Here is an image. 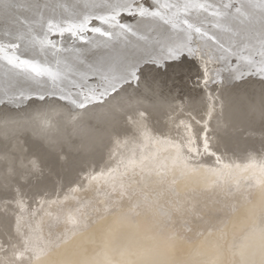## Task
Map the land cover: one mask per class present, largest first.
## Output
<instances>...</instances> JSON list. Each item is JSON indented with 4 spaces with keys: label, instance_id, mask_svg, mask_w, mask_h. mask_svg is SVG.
<instances>
[{
    "label": "bare ground",
    "instance_id": "1",
    "mask_svg": "<svg viewBox=\"0 0 264 264\" xmlns=\"http://www.w3.org/2000/svg\"><path fill=\"white\" fill-rule=\"evenodd\" d=\"M136 1L137 0H0V21L4 18L7 19L9 17H12V21L9 22L11 23V26H4V24L2 23V26L0 25V32L9 37L13 36L14 34H18L16 42H11L9 39L4 38V42H10L11 48L2 49V47H0V84L4 85L0 86V104H2L3 102H7L5 105L3 104L4 107L0 108V125H2L0 126V134L2 133L6 135L14 131H22V129H26L32 132L35 136L41 139L43 138V140L46 139L48 141H57L60 139L61 134H56V136L51 134L50 136L48 135L50 130H53V128H57L59 130L60 127H65L63 126L64 124L62 122V119L64 117H67L66 119H69L68 116H74V118L77 119L90 114L93 108L97 106L98 108H100L102 106V103L100 104L102 99L106 100L105 103L109 104V109L110 107H112V105L118 106L124 100L126 102V106L140 105V107H142V110H144L143 108H154L155 110L156 106L169 107L174 102H176L177 98L175 96L176 94L173 95L171 93L172 88L175 87L174 83L177 82L175 76L174 78L172 77V74L174 75V71H177L180 68L179 65H177L178 62L169 63L167 61L179 58V56H181L184 52L191 56L192 54H195L197 51H199L200 49H197L195 45H192V42H199V47L202 44L205 46L207 45L206 50L208 51V53H206V57L208 56L207 58L209 59V61L212 60L219 64L218 67L220 70L215 72V76L217 77V79L219 77V82L224 87V90H222V93L220 94H224L222 96H224L223 98L225 99L222 98L221 103L223 104V109L226 108L225 111H227V109L229 110L230 108L232 109V111L229 112H233L230 113L233 115L236 114V111H238L239 109H243L246 111V109L251 108L255 110L254 112L262 111L260 106H262V109L264 108V0H153L155 2L153 3L152 1V3L155 4V6L152 7V9L155 8V11L152 10V12L150 9L151 12L149 13L145 10L129 9ZM106 5H108V7H106ZM200 5H203V8H201ZM231 5H234L236 10L230 11L229 8L231 7ZM122 11H125V14L133 11V13H137V17H135L131 22L124 23L129 19H127V15L123 14ZM83 15H90V19L87 20L88 23L92 22L91 18L93 16L100 15V19L104 20V22L100 24V27H97L96 31H94V33L97 32V34L91 32L89 33V36H86L82 35V33H77V31L74 30L76 28H64V32L69 33V36L61 35L59 37L60 41L56 40V38L54 37V39H50V43L49 37L52 36V34L56 33V30L50 29V25L52 24L46 22L48 24L46 30L47 32L42 37L41 28L45 21L57 20L58 22L63 21L64 23L78 21L79 24L81 23L79 20L84 17ZM119 16L120 18H118ZM185 21H187V23H185L187 25L183 24ZM58 22H55V24H58ZM7 26L13 28V31L11 32V29L5 28ZM72 27L76 26L72 25ZM85 29L88 28L85 27ZM92 29L93 28H91V31H93ZM84 30H82L81 32H83ZM38 36L40 37V40L37 42V45L33 47ZM201 36H203L204 40L207 42H201ZM84 40H86V42ZM212 40L215 43H213ZM50 44L53 45L51 46ZM16 46L20 47V49L18 48L17 51ZM257 55L258 57L256 58ZM200 56H203L202 53L200 54ZM236 58H242L243 66L248 69L244 70H247L245 74L244 72L242 73L243 70H238V66L235 70L233 69V59L235 60ZM186 59L187 58H185V60ZM3 61L7 63H2ZM173 66H177L178 68L175 69L173 68ZM163 69L166 75L165 73H163ZM169 73L171 74V78L167 77V74ZM213 76L214 75L207 73L206 78L209 84L213 83ZM74 87L75 91L74 89H71ZM112 91H116L115 96L107 99L109 97L108 93ZM45 93L49 94V96L44 101H38L36 99L29 100L32 99L35 95H40L39 97L44 98L46 96ZM19 95H22L21 99L14 98V96ZM94 95H96V97H94ZM184 95L185 101L189 106H194V104H196V102H198L199 100L197 99L198 96L196 97V94L192 93L190 90L185 92ZM203 96H205V94ZM49 97H51V99ZM58 97H60V99ZM226 100L229 103H227ZM64 101H67L69 107L64 106ZM223 101L225 102V104L223 103ZM97 102L98 105L96 106ZM227 104H230V107ZM9 105L13 107H10ZM86 105H88L89 107L87 106L88 108H85L84 106ZM18 106H21V108H19ZM63 107H65L66 109ZM78 107H84L85 109H77ZM109 109L107 108L106 110ZM215 109H212L211 113ZM199 110L201 112V109ZM145 111H143V113ZM149 112L150 110L147 111V113ZM153 112L154 111H152V114ZM215 112H217V110ZM239 112L240 114H242V111ZM250 112L253 113V111ZM212 114L205 118L206 120H208V123L206 122L207 124L204 126V128L201 129L199 136L196 135L198 131L195 130L196 126L193 121L190 120L191 118H185V121H187L188 124V137L184 139V136L175 138L174 136H171L169 134L162 135L159 132H155L156 129L155 131H153L154 127L151 128L149 125H147L148 123L144 118H138V122L134 123L135 128L131 124L134 129L131 128L132 130H130L129 128H127L128 132H124L127 133V135L124 134V137H122L121 135L122 138L120 139L117 137L115 143L111 144L112 141H108V145L106 144L107 148H111V150L110 154L109 152L107 154L108 157L105 158L107 160L111 158V160L113 159V161H108L109 163L108 165L106 164L107 166H104L105 164H103V166L101 165V169L90 170V168V171L86 170L88 171V173L85 172L86 175L84 174L85 176L83 179H80L74 184L72 183L73 187L67 194L62 196L60 195L61 197L59 198H55L53 196L55 199L50 200L41 199V204L39 203L40 209L39 206L35 205L34 203L36 209L30 210L31 208H28L27 203H25L24 200V202L19 200L20 202L17 207L19 206L18 210L20 211L16 209L17 211L14 213V215L16 214L18 215V217L16 216V221L14 220L13 231L16 234L15 236L19 238L18 242H21L22 244L17 243V248L15 249L14 247L12 248V250L10 249L9 253H6V251H4L5 253L1 254L0 252V264H139V262L144 259L141 256L142 252H145V254L150 253V256H152V264H196L192 261L196 258V256L194 258L192 257L193 259L189 260L182 259L185 255H187L185 253L188 251L189 247H192V243L189 242L190 240H185V238L182 237L178 238L173 234V231H178L176 233H183L184 228L182 227V229L181 225H179V218L187 215L188 210L191 207L196 206L198 202L197 200H199L197 198L198 196H200L201 194H205L209 190H213L216 184H220V182H223L224 185H228L227 183L234 184L235 182H238L237 188L236 186L234 187L238 190L249 186L250 184H248V182L252 179L254 180L253 183L257 188V207H255V205L253 207H250L253 204L250 206H245L247 205L248 201L240 198L241 209L239 210L240 213H238L239 215L237 216L239 222L237 223V225H235V227L233 225L235 234L237 235L233 237V241L231 242L233 245L231 248L233 249L232 255L235 259L234 264H264V158L262 159L260 157L261 160H259L257 159L258 157L256 158L255 156L245 161H235V159L237 158L233 157L234 161H230V157L229 160H227L224 159L225 157L223 158L222 155H218L219 152L212 147L214 141L212 142V140H210V134L206 131V133H204L205 128H207L208 130L210 129L209 131H211V129L214 127V123L212 121L214 117H212ZM154 115L152 116L154 117ZM251 115L253 114H250V116ZM245 116L246 115H244V117ZM159 118L161 119V117ZM256 118L258 119V117ZM235 120L234 123H236V121H239ZM204 121L200 120L201 123ZM74 123H72L71 126H75ZM259 124L261 125V123ZM45 125H48L49 127L44 128ZM162 126L163 124L159 122V124L157 125V129L160 130V127ZM241 126H243V124ZM164 127L165 126H163L162 128L164 129ZM237 127H239V125ZM134 131H136L137 133H135ZM220 131L218 130V132ZM96 132L93 131V133ZM104 132L106 133V129ZM88 136L87 138L85 137L87 140ZM106 137L113 136L108 135ZM15 138L13 137L11 138V140ZM96 138L99 140L98 136H96ZM19 139V141H21V138ZM102 139H104V137ZM261 139L259 140L260 142H262ZM90 140L92 141L91 138L89 139V141ZM256 140L257 139L255 138V141ZM19 141L18 143H20ZM245 141H242L241 143ZM219 142L222 143V141ZM1 144L0 154L4 152L6 153L7 148H4V150L2 151L3 146ZM8 145L9 140L6 146ZM14 145L15 147L17 146L16 143H14L13 146ZM23 146L24 144L21 147ZM97 146H100L102 148L105 146V144L103 142L94 141L92 144L83 146L84 149L82 150L87 154V159L91 158L94 160H98L100 154L98 155L95 152V148ZM85 147H87L86 151ZM18 149L15 151L14 148L15 153L18 151ZM93 151L94 153L92 154ZM153 152L154 154H152ZM201 152H203V154L205 155V160L200 157ZM209 153H213L216 155L215 158L217 160L215 161L214 158L213 163L210 157H206V155ZM61 154H59V157L62 156L63 159L68 158L67 153L61 152ZM7 155L8 153H6V155L2 154V156L5 157H3L4 160H6V157L9 156ZM32 155L29 154V156ZM26 156L27 155H25V157ZM16 157H18V155ZM25 157L23 159L20 158L19 160L24 161V159H27V157ZM31 158L32 157L28 159L32 161ZM1 159L2 158H0V160ZM155 159H159L160 162H155ZM194 159H196V161H194ZM4 160L1 161H3L4 163ZM3 163L2 165H4ZM35 164L36 166L38 165L36 162ZM35 164H33L34 167ZM28 165L31 166V164H27V167ZM22 166L24 169L26 168L24 164ZM134 166H136L137 169L142 170L152 168L155 169L156 167L161 168V171L158 170V173H156L159 175H153L152 178L147 179V182L150 186L157 185L158 183L163 182L167 184V187L168 185L175 187L177 189V199H173L174 201L170 203L172 207L168 205L170 209L164 208L163 205H159L158 203L156 204L154 202L152 203L153 206H151L150 208L152 209V211L141 209L139 212L140 214L137 218H135L136 213H134L133 211L123 210L117 216L114 215V217H111L110 219L108 218L104 221H102L103 219H101V229L99 230V234L89 232L83 235V238L84 240L86 239V241H82L83 243L79 244L81 245L79 249V245L77 246V248H75L74 246L63 248L62 251H60L61 253H59V251L57 252V254L59 253L60 257L55 258L57 259L55 262H51L50 258L52 257L51 254L54 253V249H52V245L47 239L48 237L45 236V231L44 233L41 232L43 225L48 221H50L49 223H51L52 221L55 222V220L59 216L58 212L63 208V206L68 207V200L72 199L74 195H83L84 193L86 194V196H88V194L90 196V190L92 189L93 185L102 181L104 182L106 179L109 180L115 177V174H117V172L122 171L123 173V169L129 171L131 168L133 169ZM5 167L8 168L7 166ZM21 167L17 169L20 170ZM34 167L33 169H30L34 170ZM38 167L40 169V166ZM14 168L15 170H17L15 165ZM22 169L19 173L24 172L22 171ZM39 169L36 168V170ZM154 169L153 171L155 173ZM163 171L166 172L165 177L160 176V172ZM5 172L7 173V171ZM26 172L28 173V171ZM1 173L2 176L0 175V180H4L5 182L6 180L3 176L8 175L4 174L3 172ZM127 174L128 173H126V175ZM16 175L17 174H15V176ZM117 178L119 177L117 176ZM61 182L63 183L62 180ZM10 183H8V186L12 187L13 183ZM16 183L18 185V181ZM1 185L4 186V183ZM113 185L115 186V184ZM251 185H253L252 182ZM5 186H7V184ZM5 188L7 187H4V189ZM13 188L15 189V186ZM13 191L15 190L12 189V192ZM17 191L18 190H16V192ZM27 193L28 192H26L25 195ZM159 194H161V190ZM16 195L21 197L25 196H22V194ZM16 199L18 198L16 197ZM163 199L164 198L162 196L159 197V200ZM7 200L9 199L7 198ZM125 202L126 206L131 203L130 200H126ZM7 204L5 203V205ZM9 206L11 207V205ZM5 207H3L2 209H4ZM29 207H31V205ZM203 207L205 209L201 208V213L202 215H205L204 217L209 220L213 221L217 217V214H219L217 212L218 210H220V207H217L215 205L213 206V204L212 207L210 205H206ZM207 208H209L210 211H208ZM4 210L2 213H4ZM115 212H117V210ZM56 214L57 216L55 217L54 215ZM100 215L103 216L104 214ZM255 216L257 217V219L254 218ZM71 217L72 218H70V220H60L61 223L58 227L60 231L63 230V227L73 229L72 224H68L70 222H76L77 224H79L75 216ZM247 218L249 219V221L245 223V219ZM205 224L206 222H197L195 225L193 224V228L191 227L192 229L189 231L190 234L193 237L195 235H198L199 229L205 228ZM253 224L255 225L254 227ZM4 225H6V222L3 224V226ZM52 227V229L55 228L54 226ZM176 228L179 230H176ZM67 235H65V237ZM60 236L62 235L60 234ZM202 237L204 238L205 236ZM211 237H213V235H211ZM205 240L208 239L205 238ZM214 240L217 241L216 239ZM202 242L200 241V244ZM12 243L13 241L11 242V244ZM13 244L15 245V243ZM9 245L7 246L9 247ZM202 245H204L203 248L207 255H204V258H202L201 261L208 264H214L216 258H220L219 255H221L218 253V244L210 240L205 241V244ZM0 250L2 249L0 248ZM79 250H81V252H77ZM189 250L191 251V249ZM72 252H76L74 256H72ZM57 254H55V256ZM67 254H70V256L67 257ZM197 256H199V254ZM115 260L117 261L114 262ZM197 263L199 262L197 261Z\"/></svg>",
    "mask_w": 264,
    "mask_h": 264
},
{
    "label": "rangeland",
    "instance_id": "2",
    "mask_svg": "<svg viewBox=\"0 0 264 264\" xmlns=\"http://www.w3.org/2000/svg\"><path fill=\"white\" fill-rule=\"evenodd\" d=\"M153 0H137L132 9H138V10H145L146 12H151L152 10L155 11V8L152 9V7L155 6V4H153L155 1ZM152 3V4H151ZM236 4V3H234ZM152 5V6H150ZM151 9V11H150ZM230 11L232 10H236L235 6L234 5H231V7L229 8ZM134 11V10H133ZM133 11L131 12H127L128 14H125L127 15V21H125L124 23H128V22H131L135 17H137V13H133ZM152 11V12H153ZM185 23V22H184ZM187 25V24H185ZM91 28H93L91 31ZM90 27L86 30H84L82 32V35H86V36H89V33H94V31H96V28L99 27V23L98 21H96L95 19H93V21L91 22V25ZM95 28V30H94ZM99 29V28H98ZM97 29V31H98ZM94 34H97V32H95ZM205 35V34H204ZM56 38V40H59L60 38L57 37V36H54ZM53 37V39H54ZM86 42V40H84ZM201 42L205 41L204 40V37L201 36ZM192 42V41H191ZM207 42V41H205ZM213 43H215L213 40H212ZM209 43V42H208ZM192 45H195L197 47V49H200L199 51H197L195 54H192L191 56H189L186 52H184L181 56H179V58L177 59H173V60H169L167 62L171 63V62H178L177 65H179V70L177 71H174V75L172 74V77L174 78L175 76V79L177 80L176 83H174V86L171 90V93L173 95H175L177 98H176V102H174L171 106H156V109L154 110L153 109H147V108H143L144 110H142V107H140V105H130V106H126V102L125 100L122 101L118 106H113L110 107L109 109V104L105 103L106 100L102 99L99 107L98 108V102L96 104L97 107L93 108L92 111L90 112V114L86 115V116H83V117H80V118H77L75 119L74 116H68L69 119H66L67 117H64L62 119V122H63V126L65 127H60L59 130L57 128H53V130H50L49 131V134L51 136L52 135H55L56 134H61L60 136V139L57 140V141H52V140H46L43 138H39L37 136H35L32 132H30L29 130H26V129H22V131L18 130V131H14V132H11L9 134H0V144L3 146L2 148V151L4 150V148H7L6 150V153H8V157H6V160H4V156H2V154H5L6 153H1L0 154V158H2L1 160H4L5 162L3 163V161L0 160L1 164H0V171L3 172L4 174H7L8 176H3L5 177V181H1L0 183V248L2 250H0L1 254L5 253L4 251H6V253H9L10 252V249L12 250V248L15 247V249L17 248L16 245L17 243L18 244H22L21 242L19 243L18 240L19 238H17L13 231V226H14V220L16 218V216L18 217V215H14V213L19 209V206L17 207V205H19V202L22 201L25 203H27V206L30 210L32 209H36L35 205H38L39 206V209H40V205L39 203L41 204V199H46V200H50V199H55V198H59L61 197L62 195H65L67 194L69 191H71L72 187H73V184L77 181H79L80 179H83L84 176L86 175V173H88V171L86 170H95V169H101L103 164H105L104 166H107L109 162L113 161V159L111 160V158H109L108 160L106 159L108 156V152L110 154V150L111 148H107V145L109 142L112 143H115V140L116 138L118 137L119 139L124 137L127 133H124V132H128L127 128H129L130 130L134 129L135 126H134V123H137L138 121V118H144L145 121H147V125H149L151 128H153V131H156L155 132H159L160 134L162 135H171V136H174L175 138H178V137H181V136H184V138H187L188 136V124H187V121H185L186 119H190L193 121V123L195 124L196 128L195 130H197V136L200 135V131L202 128H204V126L208 123V120H206L205 118H207L209 115H211L212 113V117H214L212 119L213 121V128L211 129V131H209L207 128H205L204 130V133L208 132L210 134V140H212V142L214 144H212V147L218 151V155H222V157L224 159H227L229 160V157H230V161H234V158H237L235 159V161H245L247 159H250L252 157H255L259 160H261V158L263 159L264 158V108L262 109V106L261 107V110L263 111H259V112H254L255 110L254 109H246V112L245 110H238L236 111V114H230V113H233V112H229V111H232V109H230V104H227L226 106L229 108V110L226 108L223 109V104L221 103L222 101V98L224 96V94H220L222 93L221 91L224 90V87L221 85V83L219 82V77L217 79V77L215 76V72L220 70L219 67H218V63L215 62V61H212L206 57V53H208V51L206 50V46L205 45H201L199 47V42H192ZM204 48H203V47ZM202 53L203 56H200V54ZM258 57V55L256 56V58ZM185 58H187L185 60ZM255 58V59H256ZM201 61V63H200ZM204 61V62H203ZM234 61V62H233ZM233 69L235 70L236 67L238 66L239 67V71L243 70L242 73L244 72H247V68L243 66L242 64V58H239V59H233ZM180 62V64H179ZM206 65H205V64ZM173 65V64H171ZM173 68L177 69L178 67L177 66H173ZM207 69V70H206ZM245 69H247L246 71H244ZM210 70V71H209ZM163 73H165L164 69L162 70ZM205 71V73H204ZM207 73L208 74H212L214 75L212 77L213 79V83L212 84H209L207 82ZM166 75V73H165ZM167 77L171 78V74H167ZM187 77V78H186ZM172 78V79H173ZM189 79V80H188ZM216 80V81H215ZM180 85V86H179ZM178 86V87H177ZM180 88V89H179ZM206 88V89H205ZM71 89H75L74 88H71ZM70 89V90H71ZM184 89V90H183ZM182 90V91H181ZM191 91L192 93L196 94V97L198 100V102H196V104H194V106H189L186 101H185V92L187 91ZM209 90V91H208ZM174 91V92H173ZM116 91H112V92H109V98H112L113 96H115V93ZM179 95H178V93ZM182 92V93H181ZM205 96H203L204 94ZM211 93V94H210ZM219 94V95H218ZM207 95V96H206ZM216 95V96H215ZM48 96V95H47ZM174 96V97H175ZM202 96V97H201ZM219 96H222V97H219ZM94 97H96V95H94ZM200 97V98H199ZM209 97V98H208ZM217 100H216V98ZM51 99V97H49ZM56 98V97H55ZM59 98V97H58ZM204 98V99H203ZM206 98V99H205ZM211 98V99H210ZM219 98V99H218ZM33 99H36L38 101H44L47 99V97H44V98H41V99H38V98H35L33 97L32 99H29V100H33ZM57 99V98H56ZM60 99V98H59ZM210 99V100H208ZM225 99V98H223ZM214 102H213V101ZM49 101V99H48ZM204 101V102H202ZM66 102V103H65ZM208 106H207V104ZM209 102V103H208ZM216 102V103H215ZM227 102V100H226ZM64 106L65 107H69V104H67V101H64ZM180 103V104H179ZM201 103V104H200ZM220 103V104H219ZM223 103L225 104V102L223 101ZM229 103V102H227ZM125 104V105H124ZM179 104V105H178ZM182 104V106H181ZM200 104V105H198ZM204 104V105H203ZM213 104V106H212ZM219 104V105H218ZM222 104V105H221ZM5 105V104H4ZM3 104H0V108L1 107H4ZM8 105V104H7ZM206 105V106H205ZM10 106V105H9ZM88 105L84 106L85 108H88L87 107ZM106 106V107H105ZM185 106V107H183ZM188 106V107H187ZM222 106V107H221ZM225 106V105H224ZM242 106V105H241ZM10 107H13V106H10ZM16 107V106H15ZM19 108H21V106H18ZM24 107V106H23ZM63 107V108H65ZM83 107V108H84ZM119 107V108H118ZM168 107V108H167ZM171 107V108H170ZM173 107V108H172ZM214 107V108H212ZM221 107V108H220ZM82 108V109H83ZM84 108V109H85ZM108 108L109 110H106ZM166 108V109H165ZM187 108V109H185ZM190 108V109H189ZM204 108V109H202ZM207 108V109H206ZM216 108V109H215ZM66 109V108H65ZM96 111H95V110ZM139 109V110H138ZM177 109V110H176ZM201 109V112L200 110ZM212 109H215L212 113ZM112 110V111H111ZM150 110L149 113H147V111ZM153 114H152V111ZM168 110V111H167ZM187 110V111H186ZM207 110V111H206ZM217 110V112H215ZM222 110V112H221ZM139 111V112H138ZM143 111H145L143 113ZM166 111V112H165ZM196 111V112H195ZM205 111V112H204ZM239 111H242L240 114ZM250 111H253L250 112ZM137 112V113H136ZM141 112V113H140ZM156 112V114H155ZM216 114H215V113ZM219 112V113H218ZM225 112V113H223ZM229 112V113H228ZM261 112V113H260ZM94 113V114H93ZM97 113V114H96ZM135 113V114H134ZM159 113V114H158ZM168 113V114H167ZM194 113V114H193ZM205 113V114H204ZM246 113V114H245ZM249 115H248V114ZM256 113V114H255ZM258 113V114H257ZM71 114V113H70ZM147 114V115H146ZM155 114V115H154ZM250 114H253L250 116ZM154 115V117L152 116ZM200 115V116H199ZM224 115V116H222ZM230 115V116H229ZM237 115V116H235ZM241 115V116H240ZM244 115H246V119L244 117ZM66 116V115H65ZM161 117L160 121L157 117ZM169 116V117H168ZM217 116V117H216ZM226 116V117H225ZM236 118H235V117ZM135 117V118H134ZM137 117V118H136ZM156 117V118H155ZM179 117V118H177ZM202 119H201V118ZM228 117V118H227ZM251 117V119H250ZM255 117V118H253ZM258 117V119L256 118ZM261 117V118H260ZM95 118V119H94ZM132 118V119H131ZM186 118V119H185ZM193 118V119H192ZM233 118V119H231ZM236 120H239V121H236ZM243 118V119H242ZM79 119V120H78ZM125 119V120H124ZM131 119V120H130ZM136 119V121H135ZM171 119V120H170ZM175 119V120H174ZM217 119V120H215ZM221 119V121H220ZM223 119V120H222ZM254 119V120H252ZM201 121H204V122H200ZM226 120V121H225ZM234 120L236 121V123H234ZM242 122H241V121ZM250 120V121H249ZM163 121V122H162ZM168 121V122H167ZM172 121V122H171ZM199 121V122H198ZM215 121V122H214ZM218 121V122H217ZM225 121V122H224ZM250 123H249V122ZM76 124H75V123ZM78 122V123H77ZM130 122V123H129ZM159 122L161 124H163L164 129L162 127H160V130L157 129V125L159 124ZM207 122V123H206ZM224 122V123H223ZM239 122V124H238ZM72 123H74L75 126H71ZM167 123V124H166ZM173 123V124H171ZM218 123V124H217ZM231 123V124H230ZM244 123H247V124H244ZM261 123V125L259 124ZM62 124V123H61ZM134 128H133V126ZM198 124V125H197ZM217 124V125H215ZM223 124V125H222ZM243 124V126H241ZM258 124V125H257ZM146 125V126H147ZM190 125V124H189ZM231 125V126H230ZM233 125H234V128H233ZM239 125V127H237ZM246 125V126H245ZM249 125V126H248ZM253 125V126H252ZM2 126V125H0ZM132 126V127H131ZM171 126V127H170ZM201 126V127H200ZM217 126V127H216ZM221 131H220V129ZM49 126L48 125H45L44 128H48ZM237 127V128H236ZM256 129H255V128ZM261 127V128H260ZM119 128V129H118ZM122 128V129H121ZM125 128V129H123ZM132 128V129H131ZM162 128V129H161ZM224 128V130H223ZM246 128V129H245ZM56 129V130H55ZM71 129V130H70ZM99 129V130H97ZM106 129V133L104 132ZM111 129V130H110ZM215 129V130H214ZM231 131H230V130ZM235 129V130H234ZM254 129V130H253ZM261 129V130H260ZM24 130V131H23ZM108 130V131H107ZM214 130V131H213ZM217 130V131H216ZM218 130L220 132H218ZM227 130V132H226ZM256 130V131H255ZM56 131V132H55ZM96 132V133H93ZM100 131V132H99ZM186 131V132H185ZM206 131V132H205ZM223 131V132H222ZM234 131V132H233ZM250 131V132H249ZM258 131V133H257ZM261 131V132H260ZM110 132V133H109ZM135 133H137L136 131H134ZM173 132V133H172ZM222 132V133H221ZM48 133V132H47ZM69 133V134H68ZM112 133V134H111ZM113 133H116V134H113ZM118 133V134H117ZM175 133V134H174ZM199 133V134H198ZM227 133V134H225ZM231 133V134H230ZM232 133H236V134H232ZM31 136H29V135ZM90 134V135H89ZM99 134V135H98ZM173 134V135H172ZM224 134V135H223ZM229 134V135H228ZM26 135V136H25ZM88 136V140L86 139L87 136ZM103 135V136H102ZM110 136L112 135L113 137H106V136ZM115 135V136H114ZM117 135V136H116ZM122 135V137H121ZM220 135V136H219ZM232 135V136H231ZM234 135V136H233ZM29 136V137H27ZM72 136V137H71ZM94 136V137H93ZM96 136H98L99 140L96 138ZM101 136V137H100ZM177 136V137H176ZM214 136V137H213ZM242 136V137H241ZM15 138L13 140H11V138ZM18 137V138H17ZM23 137V138H22ZM86 137V138H85ZM94 139H93V138ZM104 137V139H102ZM21 138V141H19ZM25 138V139H24ZM29 138V139H28ZM81 138V139H80ZM85 140H84V139ZM92 139V141L89 139ZM219 138V139H218ZM223 138V139H222ZM241 138V139H240ZM249 138V139H248ZM255 138L257 139L255 141ZM263 138V139H261ZM2 139V140H1ZM18 139V140H17ZM23 139V140H22ZM34 139V140H33ZM41 139V140H40ZM73 139V140H72ZM110 139V140H109ZM112 139V140H111ZM114 139V140H113ZM215 139V140H214ZM228 139V140H226ZM261 139L262 142H260L259 140ZM8 140H9V145H7L8 143ZM31 140V141H29ZM33 140V142H32ZM40 143H39V141ZM87 140V141H86ZM233 140V141H232ZM246 140V141H245ZM7 141V142H6ZM15 141V142H14ZM18 141L21 143H18ZM24 143H23V142ZM28 141V142H27ZM81 141V142H79ZM84 141V142H83ZM103 142L105 144L104 147H100V146H97L95 148V152L99 155V158L98 160H94V159H91V158H88L87 159V154L82 150L84 149L83 146H87L88 144H92L93 142ZM106 141V143H105ZM109 141V142H108ZM219 141H222V143H220ZM226 143H225V142ZM242 141H245L243 143H241ZM251 141V142H250ZM49 142H52V143H49ZM75 142V143H74ZM78 144H77V143ZM229 142V143H228ZM247 142V143H246ZM12 145H11V144ZM16 143L17 146L15 147V145L13 146V144ZM35 143V144H34ZM38 143V144H37ZM83 145H82V144ZM85 143V144H84ZM87 143V145H86ZM249 143V144H248ZM262 143V145H261ZM24 144L23 147H21L22 145ZM26 144H27V148H26ZM29 144V145H28ZM32 144V145H31ZM81 144V145H79ZM107 144V145H106ZM218 144V145H216ZM224 144V145H223ZM247 144V145H246ZM12 147H11V146ZM35 145V146H34ZM45 145V147H44ZM76 145V146H75ZM222 145V147H221ZM229 145V146H228ZM243 145V146H241ZM246 145V146H245ZM20 146V147H19ZM219 146V148H218ZM226 146V147H225ZM232 146V147H231ZM240 148H239V147ZM262 146V147H261ZM10 147V148H9ZM15 148V151L20 148V151L18 149V151L15 153L14 151V148ZM44 147V148H43ZM79 149H78V148ZM100 147V149H99ZM235 147V148H234ZM13 148V149H11ZM39 150H38V149ZM104 148V149H103ZM226 149V152H225V149ZM244 148V149H243ZM263 148V149H262ZM25 149V151H24ZM37 149V150H36ZM41 149V150H40ZM87 147H85V151H86ZM231 149V150H230ZM11 150V151H10ZM31 150V152H30ZM33 150V151H32ZM35 150V151H34ZM8 151V152H7ZM81 151V152H80ZM89 151V150H88ZM250 151V152H249ZM257 151V152H256ZM14 152V153H13ZM22 152H23V155H22ZM33 152V153H32ZM35 152V153H34ZM39 152V153H38ZM61 152L63 153H67L68 155V158L66 156L67 159H63L62 156L59 157V154H61ZM84 152V153H83ZM104 152V153H103ZM237 152V154H236ZM247 152V153H246ZM254 152V153H253ZM14 156H13V154ZM19 153V154H18ZM26 153V154H25ZM71 153V154H70ZM94 153V151L92 152V154ZM253 153V154H252ZM32 155V156H29ZM40 154V155H39ZM44 154V155H43ZM154 154V152L152 153ZM226 154V155H225ZM18 155V157H16ZM20 155V156H19ZM25 155H27V159H24V161L22 160H19L20 158L23 159L25 157ZM38 155V156H36ZM62 155V154H61ZM91 155V154H90ZM203 152L200 153V157H202L203 160H205V155L203 156ZM242 155V156H241ZM23 156V157H22ZM33 156H34V159H33ZM72 156V157H71ZM214 156V157H213ZM215 154H207L206 157H210L211 158V161L213 163L214 161V158H215ZM238 156V157H237ZM4 157V158H3ZM14 157V158H13ZM16 157V158H15ZM25 157V158H26ZM32 157V161L28 158ZM38 157V158H37ZM106 157V158H105ZM218 157V156H217ZM227 157V158H226ZM232 157V158H231ZM234 157V158H233ZM247 157V158H246ZM261 157V158H260ZM9 158V159H8ZM13 158V160H12ZM113 158V157H112ZM182 158V156H181ZM17 159V160H15ZM100 159V160H99ZM240 159V160H239ZM9 162H8V161ZM12 160V161H11ZM16 162H15V161ZM29 160V161H28ZM106 160V161H105ZM217 159L215 158V161ZM14 161V162H13ZM26 161V162H25ZM44 161V162H43ZM67 161V162H66ZM109 161V162H108ZM155 162L159 163L160 160L159 159H155L154 160ZM159 161V162H158ZM194 161H196V159H194ZM18 162H19V165H18ZM24 162V163H22ZM35 162L38 164L36 166ZM39 162V163H38ZM92 162V163H91ZM142 162V161H140ZM2 163L4 165H2ZM11 163V165H10ZM15 163V164H14ZM21 163V164H20ZM7 164V165H6ZM9 164V165H8ZM12 164H13V167H12ZM26 166L25 170L23 168V165ZM27 164H31L28 165L27 167ZM33 164H35V167L33 166ZM40 164V165H39ZM42 164V165H41ZM66 164V165H65ZM107 164V165H106ZM120 164V163H119ZM14 165L16 166V169L21 167L22 171L24 172H21V173H24V174H21L19 173L21 171L20 170H15L14 168ZM69 165V166H68ZM94 165V166H92ZM99 165H100V168H99ZM102 165V166H101ZM5 166H7L9 169L11 167V169L9 170L8 168H6ZM35 168L34 170L39 169L38 166H40V171L39 170H31L30 168L33 169V167ZM2 167V168H1ZM69 167V168H68ZM87 167V168H86ZM94 167V168H93ZM6 168V170H5ZM14 168V169H13ZM154 168L152 169H145V170H142V169H137L136 166H134V168L130 169L129 171L126 170V169H123V173L122 171L121 172H117V174H115L116 176L111 178V179H106L104 182H99V183H96L95 185L92 186V189L90 190L91 192V195L89 196H86V194L83 193V195H74L72 199L68 200V207H64L58 212L59 216L57 217V219L54 221H52V225L51 223H49L50 221L46 222L43 227H42V230L41 232L44 233L45 231V236L48 237L47 239L49 240L50 245L52 247V249H54V257H53V254H51V262H55L57 259L55 258H59V253H61L60 251H62L63 248H66V247H72L74 246L75 248H77V246L81 243H83L84 241H86V239L84 240L83 238V235L87 234V233H96V234H99V230L101 229L100 228V220L103 219L102 221L106 220V219H110L111 217H114V215H118L120 212H122L123 210L126 211V210H130V211H133L135 214V218L138 217V215L140 214V210L141 209H144L146 211H152L151 206L152 203H158L159 205H163L164 208H168L170 209V207L168 205H170V203H172L174 200L173 199H177V189L171 185H168V187L166 186L167 184L161 182V183H158L157 185H148V182H147V179L148 178H152L153 175L154 176H157L159 174H156L158 173V170L161 171V168L159 167H156L154 170H155V173L153 171ZM29 170H30V174H29ZM44 170V171H43ZM89 170V171H90ZM7 171V173L5 172ZM17 171V172H15ZM28 171V173L26 172ZM39 171V172H38ZM62 171V172H61ZM142 171V173H141ZM0 172V175L2 174ZM9 172V173H8ZM26 172V174H25ZM32 172V173H31ZM45 172V173H44ZM55 172V173H54ZM148 174H147V173ZM17 174L15 176V174ZM42 173V174H40ZM120 173V174H119ZM126 173H128L126 175ZM154 173V174H153ZM165 171L163 172H160V176L161 177H165ZM20 174V175H19ZM29 174V175H28ZM36 174V176H35ZM39 174V176H38ZM62 174V175H61ZM83 174V175H82ZM85 174V175H84ZM123 174V175H122ZM125 174V175H124ZM134 174V175H133ZM142 174V175H140ZM144 174V175H143ZM148 176H147V175ZM22 175V176H21ZM25 175V176H24ZM27 175V176H26ZM32 175V176H31ZM65 175V176H64ZM151 175V176H149ZM2 176V175H1ZM15 176L17 181H18V185H17V181L15 179ZM34 176V177H33ZM117 176L119 178H117ZM125 176V177H124ZM137 176V178H136ZM145 176V177H144ZM158 176V177H160ZM27 177V178H26ZM29 177V178H28ZM33 177V178H32ZM39 177V178H38ZM47 177V178H46ZM57 177V179H56ZM144 177V178H143ZM13 178V179H12ZM22 178V179H21ZM36 178V179H35ZM79 178V179H78ZM121 178V179H120ZM10 179V180H9ZM114 179V180H113ZM116 179V180H115ZM127 179V180H126ZM12 180V181H11ZM15 180V182H14ZM27 180V181H26ZM61 180L63 181V183L61 182ZM139 180V182H138ZM26 181V182H25ZM107 181V182H106ZM137 181V182H136ZM4 183V186L1 185ZM13 183L12 184V187L11 186H8V183ZM22 182V183H21ZM24 182V183H23ZM36 182V183H35ZM117 184H116V183ZM145 182V183H144ZM251 182L253 185H251ZM254 180H250L248 182V184H250L249 186H246L242 189H235L234 187L238 186V182L236 183H227L228 185H224V183L220 182V184H216L215 188L213 190H209L207 191L205 194H201L200 196H198L197 198L199 200H197V204L196 206H193L191 207L189 210H188V214L185 215L184 217L182 216L181 218H179L180 220L178 221L179 225H181V228L183 229V233H176L178 231H173L174 235L178 238H185V240H190L189 242L192 243V247L188 248V251L185 253L188 255H185L182 259L186 260V259H193L195 256L196 258L194 260H192L193 262H195L196 264H205L206 262H202V258H204V255L206 256L207 254L205 253L204 251V248L202 244H205V241H214V243L216 242L218 244V249H219V255L220 258H216L215 260V263L214 264H234L235 263V259L232 255V241H233V237L237 234H235V230H234V227L235 225H237V223L239 222V219H238V213H240V209H241V200L240 198H242L243 200L245 201H248L247 202V205L245 206H250V207H253L255 205V207H257V198H258V195H257V188L256 186L254 185ZM10 183V184H11ZM16 183V184H15ZM33 183V184H32ZM59 183V185H58ZM73 183V184H72ZM109 183V184H108ZM127 183V184H126ZM142 183V184H141ZM7 184V186H5ZM9 184V185H10ZM22 184V185H21ZM58 186H57V185ZM71 184V185H70ZM104 184V185H103ZM108 184V185H107ZM115 184V186L113 185ZM134 184V186H133ZM63 185V186H62ZM99 185V186H98ZM116 185H119V186H116ZM126 185V186H125ZM230 185V186H229ZM3 186V187H2ZM15 186V189L13 188ZM19 186V187H18ZM38 186V187H37ZM56 186V187H55ZM106 186V187H105ZM145 186V187H144ZM155 186V187H153ZM4 187H7L4 189ZM18 187V188H16ZM20 187H21V190H20ZM24 187H25V190H24ZM59 187V188H58ZM61 187V188H60ZM98 187V188H97ZM116 189H115V188ZM249 187V188H248ZM252 187V188H251ZM3 188V189H2ZM58 188V189H57ZM67 188V189H66ZM109 188V189H108ZM160 188V189H159ZM168 188V189H167ZM232 188V189H231ZM9 189V190H7ZM12 189L15 190L12 192ZM60 189V190H59ZM64 189V190H63ZM234 189V190H233ZM7 190V191H6ZM16 190H18L16 192ZM23 190V191H22ZM67 190V191H66ZM153 190V191H152ZM161 190V194H159ZM173 190V191H172ZM215 190V191H214ZM231 190V191H229ZM4 191V192H2ZM21 191V193H20ZM28 192L26 195L25 193ZM103 191V192H102ZM135 191V192H134ZM142 191V192H141ZM233 191V192H232ZM235 191V192H234ZM7 192V193H6ZM60 192V193H59ZM9 193V194H8ZM63 193V194H62ZM93 193V194H92ZM166 193V194H165ZM216 193V194H215ZM223 193V194H222ZM5 194V195H4ZM16 194H19L24 197H21V196H17ZM50 194V195H49ZM58 196H56V195ZM96 196H95V195ZM100 194V195H99ZM164 194V195H163ZM12 195V196H11ZM14 195V196H13ZM31 195V196H30ZM40 195V196H39ZM44 195V196H43ZM61 195V196H60ZM99 195V196H97ZM198 195V194H197ZM4 196V198H3ZM55 198H54V197ZM104 196V197H103ZM106 196V197H105ZM143 196V197H142ZM163 197L164 199L163 200H159V197ZM206 196V197H205ZM9 200H7V198ZM15 197V198H14ZM16 197L18 199H16ZM28 197H29V200H28ZM51 197V198H50ZM79 197V198H78ZM84 197V198H83ZM88 197V198H87ZM150 197V198H149ZM20 198H23V199H20ZM82 198V199H81ZM119 198V199H118ZM2 199V200H1ZM5 199V200H4ZM28 201H27V200ZM32 199V200H31ZM37 199V200H36ZM101 199V201H100ZM148 199V200H147ZM16 200V201H15ZM20 200V201H19ZM24 200V201H23ZM36 200V201H35ZM75 200V201H74ZM98 200V202H97ZM126 200H130V204L128 206H126ZM205 200V201H204ZM13 203H12V202ZM34 201V202H32ZM74 201V202H72ZM92 201V202H91ZM96 201V202H95ZM116 201V202H115ZM11 202V203H10ZM72 205H71V203ZM81 202V203H80ZM101 202H104V203H101ZM5 203L7 205H5ZM35 203V205H34ZM70 203V204H69ZM77 203V204H76ZM139 203V204H138ZM29 204V205H28ZM82 204V206H81ZM96 204V205H95ZM105 206H104V205ZM212 204L213 206H217V207H220V210H218L217 213V217L212 221V220H209L207 219L206 217H204L205 215H202L201 213V208L205 209L203 206H206V205H210L212 207ZM219 204V205H217ZM11 205V207L9 206ZM13 205V206H12ZM16 205V206H14ZM31 205V207H29ZM75 205V206H74ZM80 205V206H79ZM139 205V206H138ZM150 205V206H149ZM7 206V207H5ZM95 206V207H94ZM97 206V207H96ZM117 206V207H116ZM123 206V207H122ZM133 206V207H132ZM172 207V205H170ZM3 207H5L4 209H2ZM34 207V208H33ZM89 207V208H88ZM112 207V209H111ZM154 207H157V206H154ZM10 208V209H9ZM26 208V209H28ZM17 209V210H16ZM74 209V210H73ZM119 209V210H118ZM232 209V210H231ZM4 210V213H2ZM14 212H13V211ZM117 210V212H115ZM208 211L209 208H207ZM20 211V210H18ZM34 211V210H33ZM90 211V212H89ZM92 211V212H91ZM195 211V212H193ZM234 215H233V213ZM40 212H45V211H40ZM89 212V213H88ZM168 212V211H167ZM9 213V214H8ZM104 214L103 216H101L100 214ZM138 213V214H137ZM225 213V214H224ZM7 214V215H6ZM74 214V215H72ZM69 215V216H68ZM202 215V216H201ZM231 215V216H230ZM55 217L57 216L54 215ZM67 216V217H66ZM71 216H75L77 221L79 222V224H77L76 222H73L71 223H68V224H72V227L73 229H70V228H67V227H63V230H59V226H60V223L61 221L60 220H70V218H72ZM84 216V217H83ZM226 216V217H225ZM230 216V217H229ZM7 217V218H6ZM69 217V218H68ZM223 217V218H222ZM3 218V219H1ZM5 218V219H4ZM10 218V220H9ZM85 218V219H84ZM206 218V219H204ZM231 218V220H230ZM254 218L257 219V217L255 216ZM196 219V220H195ZM248 219V218H247ZM245 219V223H247L249 221V219L247 220ZM62 220V221H63ZM86 220V221H85ZM183 220V222H182ZM194 222H193V221ZM4 221V222H3ZM8 221V222H7ZM16 221V220H15ZM6 222V225L3 226V224ZM85 222V223H84ZM197 222H206L205 224V228H201L199 229V234L198 235H195L194 237L190 234V230L193 228V226L197 223ZM231 222V223H230ZM3 223V224H2ZM11 223V224H8ZM56 225H55V224ZM162 223H165V222H162ZM13 224V225H12ZM16 224V222H15ZM194 224V225H193ZM216 224V225H215ZM11 225V226H10ZM74 225V226H73ZM83 225V226H82ZM224 225V226H223ZM234 225V227H233ZM9 226V227H8ZM45 226V227H44ZM47 226V227H46ZM54 226L55 228L52 229ZM226 226V227H225ZM255 225L253 224V227ZM75 227V228H74ZM80 227V228H79ZM86 227V229H85ZM192 227V228H191ZM223 229H221V228ZM8 228V229H7ZM49 228V229H48ZM56 229V230H55ZM84 229V230H83ZM189 229V230H188ZM49 230H52V231H49ZM54 230V231H53ZM76 230V231H75ZM176 230H179L176 228ZM206 230V231H205ZM208 230V231H207ZM213 230V231H212ZM221 230V231H220ZM7 231V232H6ZM79 231V232H78ZM51 232V233H50ZM53 232V233H52ZM58 232V233H57ZM72 232V233H71ZM82 232V233H81ZM189 232V233H188ZM202 232V233H201ZM219 232V233H218ZM223 232V233H221ZM228 232V233H227ZM47 233V234H46ZM81 233V234H80ZM204 233V234H203ZM206 233V234H205ZM10 234V235H9ZM60 234L62 236H60ZM68 234V235H67ZM189 234V235H188ZM209 234V235H208ZM216 236H215V235ZM221 234V235H219ZM54 235V236H53ZM65 235H67L65 237ZM71 235V236H70ZM78 235V236H77ZM211 235H213V237H211ZM52 236V237H51ZM60 236V237H59ZM81 236V237H80ZM189 236V238H188ZM193 238H192V237ZM199 238L197 239L196 238ZM202 236H205L204 238ZM210 236V237H209ZM9 237V238H8ZM217 237V238H216ZM16 238V239H15ZM53 238V240H52ZM60 238V239H59ZM77 238V239H76ZM191 238V239H190ZM202 238V239H201ZM208 239V240H205ZM5 239V240H4ZM8 239V240H7ZM10 239V240H9ZM57 239V240H56ZM82 239V240H81ZM210 239V240H209ZM214 239H216L217 241H215ZM17 240V241H16ZM75 240V241H73ZM194 240V241H193ZM205 240V241H204ZM6 241V242H5ZM13 241V243H15V245L13 246L11 244V242ZM83 241V242H82ZM200 241L202 242L200 244ZM219 241V242H218ZM76 242V244H75ZM3 243V244H2ZM5 243H6V247H5ZM69 243V245H68ZM74 243V244H72ZM2 244V246H1ZM11 244V245H9ZM94 244V243H93ZM97 244V242H96ZM200 244V245H199ZM227 244V245H226ZM9 245V247L7 246ZM57 245V246H56ZM12 246V247H11ZM18 246V245H17ZM59 246V247H58ZM81 245H79L78 249L80 248ZM194 246V247H193ZM57 247V248H56ZM4 249V250H3ZM191 249V251L189 250ZM202 249V250H201ZM217 249V250H218ZM59 251V253L57 254V252ZM201 251V252H200ZM77 252H81V250L77 251ZM189 252V253H188ZM76 252H72V256L75 255ZM263 253H264V250H263ZM0 254V255H1ZM55 254H57L55 256ZM199 254V256H197ZM225 254V255H224ZM229 254V255H228ZM224 255V256H223ZM70 256V254H67V257ZM142 259L139 264H152V256H150V253L149 254H145V252H142L141 254ZM230 256V257H229ZM193 257V258H192ZM226 257V258H225ZM54 259V260H53ZM225 259V260H224ZM117 260H115L114 262H116ZM197 261L199 263H197ZM208 264V263H206Z\"/></svg>",
    "mask_w": 264,
    "mask_h": 264
},
{
    "label": "water",
    "instance_id": "3",
    "mask_svg": "<svg viewBox=\"0 0 264 264\" xmlns=\"http://www.w3.org/2000/svg\"><path fill=\"white\" fill-rule=\"evenodd\" d=\"M15 5V4H14ZM134 5V4H133ZM106 7H108V5H106ZM133 7V6H132ZM132 7L131 8H129V9H131L132 10ZM122 13L123 14H125V11H122ZM84 17L83 18H81L79 21L81 22V23H79V24H81V25H79L78 24V21H76V22H71V23H64L63 21H61V22H58L57 20H54V21H51V20H47V21H45L44 22V24L42 25V37H43V35L47 32L46 30H47V26H48V24L46 23V22H49L50 24H52V25H50L51 27H50V29H55L56 30V33H54V34H52V36H50L49 37V42H50V39H53V37L54 36H58V37H60L61 35H68L69 36V33H67V32H64L65 31V29L64 28H71V29H74V28H76V29H74V30H76L77 31V33H82L81 31L82 30H84L85 29V27L86 28H89L90 27V25H91V22L90 23H88V19H90L89 18V16L90 15H83ZM114 16H116V15H114ZM121 16V15H120ZM120 16L118 17V18H120ZM73 17V16H72ZM100 15L99 16H93L92 18H91V20L93 21V19H95L96 21H98V23H99V27H100V24H102L103 22H104V20L103 19H100ZM76 20V19H75ZM75 20H73V21H75ZM12 21V17H9V18H7V19H3V20H1L0 21V25L2 26V23L4 24V26H6V25H9V26H11L10 24L11 23H9V22H11ZM55 22H58V24H55ZM88 24V25H87ZM183 24H185V23H183ZM72 25L73 26H76V27H72ZM78 25V26H77ZM9 26H7V27H5V28H8V29H11L10 31L12 32L13 31V28H11V27H9ZM41 27V26H40ZM90 29H91V27H90ZM86 30V29H85ZM17 37H18V34H14L13 36H7V35H4L3 33H1L0 32V47H2V49H9V48H11V44H10V42L9 43H7V42H4V38H6V39H9L11 42H16V39H17ZM40 40V37L38 36L37 37V40H36V43L34 44V46L33 47H35L36 45H37V42ZM52 41V40H51ZM58 41H60V40H58ZM53 42V41H52ZM51 43V42H50ZM14 44V43H13ZM20 45H22V44H20ZM51 45V44H50ZM53 45V44H52ZM51 45V46H52ZM18 48L20 49V47H18V46H16V51L18 50ZM19 60V59H18ZM2 63H7V62H2ZM3 84H0V86H2ZM4 86V85H3ZM74 91H75V89H74ZM63 92V91H62ZM61 92V93H62ZM45 97H48L49 96V94H46L45 93ZM48 95V96H47ZM76 95V94H75ZM22 95H19V96H14V98L16 99H21L22 97H21ZM40 95H35L34 97L35 98H41V97H39ZM8 98V97H7ZM60 98V97H59ZM7 102H3L2 104H6ZM77 109H82L81 107L79 108H77Z\"/></svg>",
    "mask_w": 264,
    "mask_h": 264
},
{
    "label": "snow or ice",
    "instance_id": "4",
    "mask_svg": "<svg viewBox=\"0 0 264 264\" xmlns=\"http://www.w3.org/2000/svg\"><path fill=\"white\" fill-rule=\"evenodd\" d=\"M201 8H203V5H200ZM185 23H187V21H185Z\"/></svg>",
    "mask_w": 264,
    "mask_h": 264
}]
</instances>
